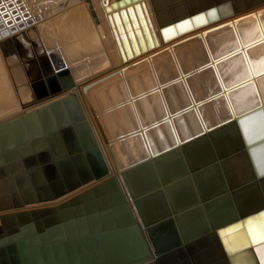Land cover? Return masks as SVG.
<instances>
[{
    "label": "water",
    "instance_id": "95a60500",
    "mask_svg": "<svg viewBox=\"0 0 264 264\" xmlns=\"http://www.w3.org/2000/svg\"><path fill=\"white\" fill-rule=\"evenodd\" d=\"M263 2L166 0L160 30L209 14L223 20ZM138 7L136 35L149 44ZM132 11L125 18L136 22ZM64 89H40L38 97ZM69 94L0 122V264H236L239 255L262 264L255 245L264 236L253 238L248 226L264 214V130L254 125L264 128V102L127 165L100 129L111 174ZM36 118L50 124L28 140L21 120ZM37 204L47 205L26 209ZM237 232L243 241L229 248L226 238Z\"/></svg>",
    "mask_w": 264,
    "mask_h": 264
},
{
    "label": "bare ground",
    "instance_id": "6f19581e",
    "mask_svg": "<svg viewBox=\"0 0 264 264\" xmlns=\"http://www.w3.org/2000/svg\"><path fill=\"white\" fill-rule=\"evenodd\" d=\"M138 1L141 0H128V6H132L127 7L123 14L118 16L122 26L129 32L127 40L132 33L136 39V47L131 43L128 53L116 51L110 55L111 59L107 56L100 40L95 44H89L90 27L76 24L74 15L85 12L83 4L75 3L69 7L68 13L71 14L65 20V24L68 25L56 24L49 17L46 18L45 23L51 31L46 34L40 33V37L38 30L36 31L39 39L47 38V44L56 45V47H48L45 43L44 46L37 48V39L27 38L25 35L27 31L12 33L13 36L11 33L1 36L0 115L11 112L16 107V103L19 104L20 111L3 118L0 122L34 111L70 93L69 95L78 99L111 174H116L113 159L103 141L100 129L110 140L117 162L120 165H127L133 160L137 161L143 156H150L152 152L172 145L176 139L205 130L225 118L246 111L259 102H264V14L253 19L244 18L255 9L252 8L246 13H239L240 15L234 18L215 23L196 32V35H199L196 38H199L211 32L209 30L211 27L225 21L237 20L239 16L244 15L241 17L244 19L239 23L232 24V29L218 33V38L213 39L212 35L195 40L189 39L194 36L193 34L186 38L189 39L187 42H182L178 40L182 35L180 34L175 41L173 40L174 42L162 47L163 42L172 40L181 32H191L201 25L209 24L208 18L212 14L206 17L199 16L177 26L160 30L162 25L159 19L163 12L161 6L166 0H142L143 5L139 4V7L134 5ZM69 2L70 0H61L60 7ZM136 7L143 14V20L148 28L151 37L149 44L144 42L141 45L137 38L136 32L139 30L142 33L143 28L137 16ZM129 10H133L136 22L129 18L128 21L126 20L125 16H129ZM154 17L157 24L150 23V19ZM70 23L75 26H70ZM199 23L202 24L198 25ZM93 25L96 26L94 21ZM181 25L182 27H178ZM169 29L171 31H167ZM58 39L61 40L57 41ZM93 45L96 47L93 48ZM172 45L176 46L170 52L155 59H143L138 62L137 67L118 75L117 80L104 88V92L97 91L92 101L91 99L90 102L88 101L82 86L97 76L96 74L99 75L100 72L109 68L111 60L115 63L121 62L127 54L148 46L158 47L157 50L151 51L153 53L161 49L165 50ZM30 47L34 50L33 56ZM147 65L150 68H147ZM219 71L227 72L228 77L216 75L215 87L208 91L207 75L213 72L216 74ZM132 72H138L141 78L132 77ZM17 80L19 86L16 84ZM117 81H119L118 86L115 87ZM64 87L68 91L65 92ZM9 89L15 92V98L18 101L14 100ZM12 89H20V91ZM40 89H45L46 92L50 89H64V91L50 97L46 95L38 97ZM78 89L80 93H84V101L77 93ZM109 89H111L110 92ZM109 93L113 96H105ZM29 99L35 100L27 104ZM103 113L112 122L111 133L102 118ZM28 121V119L21 120L28 140L43 133L45 124H50L39 118ZM254 125L255 132H263L264 128L260 122ZM45 205L47 204L27 206L26 209ZM261 222L264 223V214L257 223L248 226L253 238L264 236V224ZM242 241L241 232L226 238L229 248L239 247ZM255 249L258 251L259 260L264 264V252H260L264 250V242L255 245ZM244 259L245 255H239L237 263H243Z\"/></svg>",
    "mask_w": 264,
    "mask_h": 264
},
{
    "label": "rangeland",
    "instance_id": "374dc122",
    "mask_svg": "<svg viewBox=\"0 0 264 264\" xmlns=\"http://www.w3.org/2000/svg\"><path fill=\"white\" fill-rule=\"evenodd\" d=\"M61 0H0V29L2 30V33L0 34L1 36L7 35L9 33H15V32H24L27 31L25 34L27 38L29 39H37L36 41L38 44L36 45L37 48L40 46H44L45 43L47 44V38L44 39H39L38 36L36 35V31L38 30V35L40 37L41 34H46V32H50L51 29L47 27L46 23L47 19L46 18H51L56 24H64V26L68 25L65 24L66 18L71 14L68 13V9L72 4H83L85 12H82V14H76L74 15V19L76 20V24L79 26L82 25H87L90 27L89 30V44H95L97 41H101L104 50L111 59V54L114 52L123 51L125 53H128L124 50V43H123V38L127 37L129 35V32L127 29H125L120 21L118 20V16L123 14L124 10L127 9L128 7V0H70L69 3L64 5L63 7H60ZM262 5V6H260ZM260 5L254 7L255 9H250L252 10L251 13L244 17L247 19H253L255 17L262 16L261 14H264V2L261 3ZM250 10H247L245 12H242L240 14L246 13ZM136 12H138L136 10ZM58 13V14H57ZM141 13V11H140ZM57 14V15H56ZM240 14H235L229 18L226 19H231L234 18L235 16H238ZM237 19L234 21H225L223 23L228 22V24L223 25L219 27V25L211 27L209 30L211 32H207V34L202 35L199 38H196L199 35H196V32L199 30L204 29L205 27L212 26L215 23L222 22L226 19L223 20H218V21H210L209 24L206 25H201L199 28L191 31V32H181L177 34L175 37L172 38V40H169L167 42H163L161 45L166 46L168 44H171L172 42L175 41V39L180 35V38L178 39L179 41L181 40L182 42H187V40H195V39H200L204 37H210L212 36L213 39L218 38V33H222L224 31L232 29L231 27L233 26L232 24H237L239 21L242 19ZM93 21L96 26L93 25ZM156 23V17L153 19H150V23ZM221 23V24H223ZM70 26H75L73 23L69 24ZM78 26V27H79ZM221 28V29H218ZM97 30H96V29ZM120 29V30H119ZM218 29V30H215ZM213 30V31H212ZM185 33V34H184ZM198 33V32H197ZM24 34V33H23ZM193 37L186 39L187 37L193 35ZM201 34V33H199ZM203 34V32H202ZM13 36V34H12ZM185 39V40H183ZM211 39V41L213 40ZM61 39H58L57 41H60ZM174 40V41H173ZM136 41V39H135ZM28 44H30L27 41ZM52 44L53 42H49ZM132 42L128 41V46H130ZM166 43V44H165ZM48 45V44H47ZM32 46V45H31ZM50 46H55L56 45H48ZM159 46V45H156ZM176 45H172L169 48L155 52H151L153 50H157L158 47L156 48H151L147 47L145 49H140L139 51H136L134 53L127 54L126 58L121 61V62H113L111 60V66L104 71L100 72L99 75L96 74L97 76H94L91 78L86 84H84L82 87H84L87 84H90L88 88H85L86 90L84 91L87 94L88 101L90 102V99L92 101L93 96L98 92L102 93L105 91V87H107L112 81L117 80V76L132 70L133 68L138 66V62H140L143 59H148V58H158L162 56L163 54H166L170 52L171 50L174 49ZM96 45H93V48H95ZM154 47V46H153ZM54 48V47H52ZM88 51V50H87ZM30 52L31 55H34V50L32 47H30ZM37 52L38 49H37ZM159 52V53H157ZM156 53V54H155ZM136 60V61H135ZM117 67V69H115ZM147 68H150L149 65H147ZM20 70V69H19ZM143 72V70L141 71ZM224 71H219L216 74L213 72L209 75H207V90L210 91L215 87L214 81L216 75H224V77H228V73ZM91 75V76H93ZM132 77L134 78H141V76L138 74V72H132L131 73ZM89 76V77H91ZM88 78V77H87ZM128 78V77H127ZM86 79V78H85ZM122 80V78H121ZM120 80V81H121ZM118 82H116L115 87L118 86ZM16 84L19 86V81H16ZM99 89V90H98ZM11 92V89H9ZM12 90H19L20 89H12ZM111 89H109V92ZM77 93L80 95V98L84 101V93H80L79 89L77 90ZM12 97L14 98L15 101H18L15 98V92H11ZM107 97L113 96L112 94L105 95ZM20 102V101H19ZM18 102V103H19ZM20 111V106L19 104L16 103V107L11 111L7 112L5 114L0 115V120H2L5 117H9L14 113H17ZM102 118L104 119L108 129L111 131L113 130L112 122L108 120V117L106 114H102ZM102 125V124H101ZM103 126V125H102ZM103 129L105 131V128L103 126ZM106 133V132H105ZM99 135V134H98Z\"/></svg>",
    "mask_w": 264,
    "mask_h": 264
},
{
    "label": "crops",
    "instance_id": "0c3cea01",
    "mask_svg": "<svg viewBox=\"0 0 264 264\" xmlns=\"http://www.w3.org/2000/svg\"><path fill=\"white\" fill-rule=\"evenodd\" d=\"M257 252H258V251H256V254H258ZM260 252H264V250H260ZM236 264H238V263H236ZM241 264H244V263H241Z\"/></svg>",
    "mask_w": 264,
    "mask_h": 264
},
{
    "label": "snow or ice",
    "instance_id": "6c2138e0",
    "mask_svg": "<svg viewBox=\"0 0 264 264\" xmlns=\"http://www.w3.org/2000/svg\"><path fill=\"white\" fill-rule=\"evenodd\" d=\"M178 27H182V25H181V26H178ZM167 31H171V29H169V30H167ZM167 31H166V33H165L166 35H167Z\"/></svg>",
    "mask_w": 264,
    "mask_h": 264
}]
</instances>
